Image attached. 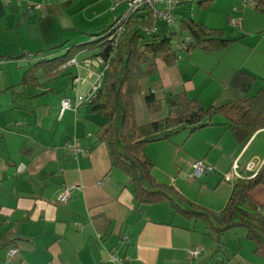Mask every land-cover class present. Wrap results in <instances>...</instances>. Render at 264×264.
<instances>
[{
    "label": "crops",
    "instance_id": "1",
    "mask_svg": "<svg viewBox=\"0 0 264 264\" xmlns=\"http://www.w3.org/2000/svg\"><path fill=\"white\" fill-rule=\"evenodd\" d=\"M247 1L234 3L228 11L231 16H225L228 24L226 18L221 26L198 21L237 40L228 50L218 52L225 61L215 91L201 96L202 84L189 77L193 70L201 74L208 71L191 59L193 52H203L188 53L192 57L187 61L179 62V57L171 67L158 62L157 72L141 82L134 99L138 125L163 119L169 105L174 104V96L182 92L206 108L243 97V92L229 84L237 72L256 78L248 96L264 89V12L243 6ZM57 4L63 10L67 0H27L18 7L0 1V239L5 238L0 244V264H115L111 254L123 264H264L254 255V244L244 236L223 239L226 246L213 252L214 246H206L195 235L196 230L176 219L190 220L176 214L169 202L135 209L127 178L111 167L107 146L100 141L104 118L89 113L88 103L106 68L91 58L92 52L77 54L72 59L75 65L65 63L50 74L37 73L36 88L20 85L28 66L62 56L70 46V39L63 38L61 30L44 28L53 18L43 17L58 9ZM231 21H239L238 26L232 27ZM228 28L234 36L225 32ZM250 36L258 38L256 45L247 42ZM57 37L63 48L52 50L59 46ZM83 37L72 41H87ZM149 93L160 101L155 113L145 104ZM63 100L71 106L61 112ZM69 144L81 151L72 154ZM144 152L154 168L166 157L169 161L187 157V165H183L187 174L180 168L177 178L157 180L155 173V180L201 208L219 213L236 182L226 186L223 174L230 173L234 164L243 178L253 174L247 171L250 165L256 166V173L262 167L264 170V130L240 146L225 120L212 118L193 132L147 144ZM196 160L214 166L215 172L191 178L190 164ZM66 188L68 200L59 203L58 197ZM195 188L213 191V197L201 198L192 192ZM250 197L264 213V172L263 182ZM200 234L209 236L205 229ZM13 248L17 253L7 262L6 253Z\"/></svg>",
    "mask_w": 264,
    "mask_h": 264
},
{
    "label": "trees",
    "instance_id": "2",
    "mask_svg": "<svg viewBox=\"0 0 264 264\" xmlns=\"http://www.w3.org/2000/svg\"><path fill=\"white\" fill-rule=\"evenodd\" d=\"M251 1L256 4V10L264 12V0ZM196 2L200 9H207L213 0L192 3ZM187 4L173 10L174 28L165 21L161 28L159 20L153 19L149 9H144L129 17L124 22L121 35L110 40L113 21L101 30L99 36L91 35L90 40L67 46L64 55L42 59L28 66L20 85L36 88L39 85L37 73L50 74L80 52H92L91 58L100 60L106 68L100 87L88 103L89 113L104 118L100 141L107 146L111 167L127 178L135 209L169 202L176 214L200 221L206 234L220 248L226 246L223 239L229 231L242 229L244 239L254 244V255L264 260V213L250 197V192L263 182V167L255 177L237 180L225 207L215 213L186 200L171 186L157 182L153 176L154 165L144 152L147 144L168 140L180 130L193 132L207 125L217 114L223 117L234 141L240 146L245 145L256 132L264 130V89L248 96L256 78L243 72L235 73L229 83L244 94L237 100L206 108L198 99H189L186 92H182L174 96V104L169 105L168 114L163 119L137 124L135 96L140 93L141 82L157 72L158 62L171 67L181 52H223L237 41L228 38L221 30L210 29L193 18L176 13L179 8V11L187 9ZM183 34L185 38L178 41L176 37ZM60 48L63 44L52 50ZM145 104L150 113L160 109V101L155 100L152 93L145 96ZM3 239H0V244L4 243Z\"/></svg>",
    "mask_w": 264,
    "mask_h": 264
},
{
    "label": "rangeland",
    "instance_id": "3",
    "mask_svg": "<svg viewBox=\"0 0 264 264\" xmlns=\"http://www.w3.org/2000/svg\"><path fill=\"white\" fill-rule=\"evenodd\" d=\"M241 1L242 0H217L212 3L210 8L207 9L205 8L200 9L198 2L188 3L187 9H184L183 11H179L180 9L179 8L176 11V13L178 12L187 17L193 18L195 21H201L204 24H208V22L209 23L215 22L216 25L221 26L222 18L224 20L226 18L225 22L226 24H228L229 19L227 17L231 16L230 13L228 14V11H232L231 9L234 6V3H237L238 5ZM56 6L58 7V9H54V11L50 13L47 17H43V19L53 18V23L52 21H50V23L45 22L44 28L50 29L53 26L55 30H61L60 33H62L61 34L62 37L66 39L67 36V40L70 39L68 41V44L71 46L77 44L74 41H72L74 40L73 38H80L81 35H83L84 36L83 38L87 40L91 39L90 37L91 35L99 36L101 30L105 28L106 24H108L110 21H114L118 18H121L125 13V11L127 10V5H121L117 8H114L110 0H67V5H64L65 7L63 10L59 8L58 4ZM41 20L42 17H39L38 21ZM158 24L161 28H163L166 23L160 19ZM170 27L174 28L176 27V24L175 25L172 24ZM224 30L226 33H228V35L230 34L229 36L231 35L234 36V34L230 32L229 28L228 30L226 29ZM184 38H185V34H183L181 37H176L178 41L183 40ZM60 40L61 39L57 37V45L60 44ZM258 41H259L258 38H253V36H250L247 42L256 45ZM261 49H264V42L261 43ZM193 53H194L192 54L194 55L193 57L192 55L187 56L188 55L187 53H182V52L179 53V57H180L179 62L187 61L192 57L191 59L197 61L198 64L201 66V68L208 69V71H206L205 74H201V72L197 73V71L194 70L189 72V77L194 78L193 80L199 82V84H202L201 85L202 87L200 88V93L202 94L201 96L206 95L205 97H207L209 96L210 93L215 91V88H217V82H219V80L221 79L219 74H221L220 71L224 66L225 60L224 61L222 60V56L218 54V52H213L211 54H203L198 51H195ZM49 85L47 84L46 86ZM224 93H228V92L226 91ZM219 118L223 119V117L219 114L213 117L214 120ZM188 132H190L189 129L180 130V132L175 134V136L180 135L181 133H188ZM167 158L168 157L161 159L158 166L154 168L153 174L155 175L156 173L157 180H164L170 176L172 178H177L176 177L177 173L179 171L182 172L180 168H182L186 172L185 174L188 173L186 171V168L183 167V165H187L188 162L187 157H174L173 161L172 160L169 161L170 159ZM202 182H204V180H202ZM202 182L198 183V187L202 185ZM223 184L230 187L232 183L225 182ZM192 192L195 195L200 194L201 198L213 197V191L210 190L200 192L198 188H195L194 190H192ZM176 219L188 223L189 226L192 228V230H196L195 235L198 234L199 235L198 237L206 244V246H214L213 252H215L217 248H220L219 244H214V241L212 240L211 236H202V234H200L204 230V226L200 221L195 223L192 220H185L180 217H177ZM244 235H245L244 230L235 229L229 231L226 234V237H224V239L235 240L236 237L239 236L241 237ZM0 256H3L2 252H0Z\"/></svg>",
    "mask_w": 264,
    "mask_h": 264
},
{
    "label": "built area",
    "instance_id": "4",
    "mask_svg": "<svg viewBox=\"0 0 264 264\" xmlns=\"http://www.w3.org/2000/svg\"><path fill=\"white\" fill-rule=\"evenodd\" d=\"M4 5L6 6H20L22 1L27 0H0ZM113 4L114 8H117L121 5H127V10L123 14L121 18H118L114 20L113 27H112V36L110 37V40H113L114 38L121 35L123 31V25L124 22L131 17L132 15H135L136 13L144 10L149 9L151 12V15L153 19L155 20H163L167 24L172 25L174 24V17L172 15V12L174 9H176L178 6H180L183 3H192L197 0H110ZM243 6H250L252 8L256 7V4L249 0L247 2H243ZM239 24V21L233 22L231 21L230 25L232 27H237ZM101 62L100 60H97ZM67 65H75V61L71 60L67 63ZM101 83L98 84L97 87L94 88V93L99 88ZM70 102L68 100L61 101V112H63L66 109L70 108ZM67 148L72 152V154H77L81 150L75 145V144H69L67 145ZM191 167V173L190 177L193 179L201 178L205 175H210L215 172V167L206 163L203 160H196L190 164ZM255 165H250L247 167L248 172H253V174L248 178H253L256 176L255 172ZM243 179V177L238 173L237 166L234 164L233 170L230 173H225L222 175V180L224 182H232ZM69 196V189H64V191L59 195L58 202L59 203H65L68 200ZM17 253L16 249H10L6 253V259L7 262L11 261L12 258ZM199 254V251L195 253V255ZM111 261H113L115 264H123L122 260L117 258L114 254L110 255Z\"/></svg>",
    "mask_w": 264,
    "mask_h": 264
}]
</instances>
